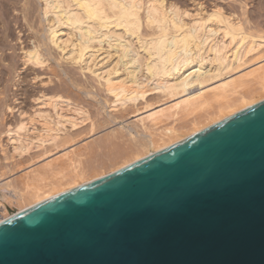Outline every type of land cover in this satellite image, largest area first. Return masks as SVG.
Instances as JSON below:
<instances>
[{
    "label": "bare ground",
    "instance_id": "obj_1",
    "mask_svg": "<svg viewBox=\"0 0 264 264\" xmlns=\"http://www.w3.org/2000/svg\"><path fill=\"white\" fill-rule=\"evenodd\" d=\"M189 4L185 0H0L1 59L6 61L8 57L7 71L9 75L15 73L18 64L10 59L14 54L9 55L7 50L16 49L9 38L13 39L16 25L22 28L19 16L14 15L15 11L20 12L24 22L20 21L28 26L27 31H32L30 38L35 40L30 46L21 43V55L25 68L36 70L31 80L37 84H28L31 88L26 85L25 94L20 93L25 95L23 101L14 95L17 98L11 103V94L4 90L0 139L5 134L6 143L11 146L10 153L6 152L8 148L4 150L7 144L0 147L6 154L4 158L23 157L39 150L43 151L40 156H46L53 152L50 146L57 149L69 141L71 130L88 124L94 133L119 119L118 114L139 100L145 101L143 108H149V94L160 93L169 99L186 95L138 117L137 125L148 139L142 137L143 132L137 135L139 127L136 133L120 130L114 134L131 142L127 146L132 148H125L130 149L127 153L132 157L123 152L127 140L119 147L130 157L121 162L119 168H123L264 100V63L245 74L233 75L256 58L264 59L262 23L252 25L244 6L238 14L219 4L211 10L199 1V5ZM37 11L42 28L36 24ZM27 40L23 42L26 44ZM75 68L82 74H92L97 84L77 77ZM42 69L51 73L47 79L41 78ZM4 70L0 80H6ZM195 85L199 87L192 90ZM98 90L108 98L106 109L103 111L104 105L99 107L104 117L96 121L85 101L101 104ZM195 112L200 116L186 125L172 123ZM67 157L60 164L47 165L42 172L36 170L22 189L2 183L1 188H13L17 197L11 188L9 192L7 188L0 190V222L89 180L82 157L69 153ZM13 201L20 205L10 212L7 203Z\"/></svg>",
    "mask_w": 264,
    "mask_h": 264
},
{
    "label": "water",
    "instance_id": "obj_2",
    "mask_svg": "<svg viewBox=\"0 0 264 264\" xmlns=\"http://www.w3.org/2000/svg\"><path fill=\"white\" fill-rule=\"evenodd\" d=\"M0 264H264V100L11 215Z\"/></svg>",
    "mask_w": 264,
    "mask_h": 264
},
{
    "label": "rangeland",
    "instance_id": "obj_3",
    "mask_svg": "<svg viewBox=\"0 0 264 264\" xmlns=\"http://www.w3.org/2000/svg\"><path fill=\"white\" fill-rule=\"evenodd\" d=\"M185 1H187L188 4L190 3L191 5L194 3L195 4L197 3V5H199L198 4V1H199V3L203 4V6L205 7L206 10L207 9L211 10L214 4H219L226 11H233V12H236L238 14L241 13L242 7L244 6L245 8H247L246 10L248 12V15L251 17L250 21H251L252 25H254V24L257 25L258 23H262V24H260L261 25L260 29L264 27V25H263L264 24V0H195L197 2L190 1V0H185ZM14 13H16V14H14ZM14 13H13L14 15L19 16V18H18V16H17V18L19 19V22L22 23L21 24L22 28L17 27L18 25H16L17 29H15V27H14L15 30L13 31V34H15V35H14L13 39H11L12 37L9 38V42H10V44H13L16 47V49L15 48L9 49V50H7V53H9V55L11 54V56L14 54L13 57H10V59L12 58L13 60H15L14 62H16V64H18V65H16V64L15 65L18 67H15V73H11L12 75L11 74L9 75L7 69H8L10 60L8 57H7L8 60L5 58L6 61L1 59L2 57H4V55L2 56V52H0V61H1L0 62V65H1L0 66V73L3 69H5L7 71L6 72L4 70L6 73L4 78H6V80L5 79L0 80V99H1L0 101L1 102H2V98L4 97L3 95L6 94L5 93L6 91H4V90H7L8 95L11 94V95H9V97L10 96L12 97V98L10 97L11 98L10 100H12L14 98V101H15V98L19 97L20 99H18V100L21 101L23 98L25 99V95H24L25 92L24 91L27 89V87H30L29 86L30 84L37 86V84L33 83V81L31 80V78L34 76V73H36V70H34L33 67H32V70H30L31 68L30 69L25 68L24 60H23V57L21 55V54H23V50L20 48L21 43H22V46H24V45L30 46L33 43L32 40H34V39L30 38V36L33 33H32V31H27L28 26L23 24L24 21L21 20L22 14L20 12H16V11ZM36 13H37L36 24L37 23L39 24L41 18H40V16H38L39 12L37 11ZM257 13H260L259 15L262 14V16L261 17L256 16V15H258ZM13 14H12V16H14ZM14 17H12V18L14 19ZM38 18H40V19L38 20ZM20 20L23 22H21ZM44 24L46 25V23H44ZM40 25H41V23L38 26L42 28V25L41 26ZM21 29H22V31H20ZM15 31H16V33H14ZM24 40H27V41H25L26 44L23 42ZM18 43H19V45H18ZM28 46H26V47H28ZM261 55H263V53H261ZM14 58H16V59H14ZM256 59H257V61L254 60L253 63L250 62L249 66L244 67L243 69L239 70L238 72L234 73L233 75L237 76L240 74H245L246 72H250L251 70H253V68L257 67L259 64L264 63L263 58H259V59L256 58ZM2 65H4L5 67ZM42 70H41V72L43 73V75L41 74L42 75L41 78L47 79L50 76L49 74H51V73L50 72L47 73L48 70L44 71L45 70L44 69L43 70L44 72ZM74 71L76 72L77 77H79L81 79L88 78L94 84H97V82L95 81L94 76L92 74H90V73L82 74V72L80 71L79 68H75ZM18 72H19V75L17 76ZM25 75H26V77H25ZM52 77H54V78H52L53 80L59 81V79L55 78V76H52ZM24 78H25V80H24ZM17 81H18V83H17ZM14 82H16V83H14ZM53 84H55V82ZM11 85H12V87L10 89L9 87ZM26 85H27V87H26ZM195 86H193L191 89L196 90L197 87H199L198 85H195ZM32 88L34 89V87H32ZM1 89L3 91H1ZM8 90L10 93H8ZM2 92H4V93H2ZM22 92L24 94H20ZM189 94H191V93H189ZM189 94H187V95H189ZM14 95H16V96L18 95V96L14 97ZM183 97H186V95H183V96L180 95L177 98L169 99V98H167V96L160 94V93L149 94L147 96V100L149 101V103H152V106H150L149 108H147V109L143 108L146 103L144 100H139L136 104H131V105L127 106L122 113L118 114L120 116L119 119H117L116 121H113L111 123H106V124L102 125L94 133L90 132L88 124H84V125L78 127L77 129L71 130L70 131V133H72L71 136H69L70 135L69 133L67 135L69 138V139L67 138V140H69V141H66V143L63 142L65 144H60V146H58L59 148L57 147V149L54 146H50L51 149H49V150L50 151L52 150L53 152L49 153L46 156H40L43 151L39 150V151H33L30 155L27 154L23 157H16V158L9 157L8 159L4 158V157H6L5 156L6 154H5V152L3 153L1 151L2 150L1 148H4V147H2L3 145L6 147V144L8 143V141H6L7 136H5V134H4V136H1V139H0V140H2V144L0 141V144H1L0 145V147H1L0 148V190L7 188L8 192H9V189L11 187L8 188V186H7L6 188H4L6 186L5 183H7V182L10 183V185L12 187H15L17 189L18 188L22 189L28 176L32 175L34 172H36V170H38L39 172L44 171L46 166L49 164H56L57 165V163H59V164L62 163L64 160L68 159V157H67L68 153L71 156L77 154V155H80L82 157V162L84 163L83 165H85L88 172L90 173V175L88 176L89 180H86V182L91 181V179H97L95 177L100 178L101 175L105 176V175L111 173L112 171L114 172V171L118 170V168L121 165V162H123V160L125 161L126 158L130 156L129 152H130V149L132 147L127 146V145H130V143H131L128 139L117 138L114 136V134L116 133V135H117L118 133H120L119 132L120 130L121 131L132 130L133 132L136 133L138 130V127H139L140 130L137 133V135L140 136L139 134L143 131L140 128L139 124L137 125L138 117H140L141 115H145L147 112L154 110V109H157L158 107H161L163 105L171 104L174 101H177ZM98 98L100 99L101 104L88 103V101H85V105L89 109V111L92 115V118H94L96 121L100 120L102 117H104V115L101 113L99 107H102L104 105L105 107L103 108V111L106 109V106H107L106 100H107L108 96L103 91L98 90ZM14 101L12 100L11 103ZM0 104L2 106V103H0ZM28 105H29V102L27 103V106ZM1 106H0V108H2V109H0V115L2 114V112H4L3 107H1ZM109 111H110V109H107V112H109ZM2 115H4V114H2ZM105 115H106V112H105ZM197 116H200L199 112H195V113H193L191 115H187V116H181L180 118L178 117L177 120L175 122H172V123H174L177 126L186 125L191 119H193L194 117H197ZM2 117L3 116L0 117V120ZM170 121H171V119H170ZM1 122H2V120H1ZM0 126L2 127V125H0ZM1 127H0V129L3 130L2 129L3 127L2 128ZM156 128H158V127H156ZM112 133H113V137H112ZM143 133H144V135H143ZM143 133L141 134L142 137L148 136V134L146 132H143ZM111 137L112 138L115 137L114 138V140H115L114 144H112L111 143L112 141L109 140ZM145 138L148 139L147 137H145ZM106 139L109 141H107ZM123 140L124 141L127 140V141H125L126 143H123L124 142ZM108 142H110L111 144H109ZM122 143H123V146H124V144L126 145L123 148V150H124L123 152H126V154L129 153V156H127L126 154H124L121 151V148L123 146H121L120 144H122ZM8 146H9V148L11 147L10 145L7 144V147L4 148V150L7 149ZM119 147H121V148H119ZM125 147H129L130 149H128V148L126 149ZM9 148L6 150V152H8V153H10L9 150L11 149V148L10 149ZM54 149H56V150H54ZM119 149H120V151H119ZM127 150H129L128 153H127ZM2 153L4 155L3 157H2ZM119 153H121L123 155L121 156ZM9 155H11V154H9ZM132 156H130V157H132ZM129 158H127V159H129ZM134 161H136V160H134ZM96 174L98 176H96ZM86 182H83V183H86ZM2 183H4L3 185H5V186L1 188ZM7 190H5V191H7ZM10 190H11V193L12 192L14 193L13 188H11ZM13 195H15L17 197L16 194H13ZM15 196H14V198H16ZM12 203L13 204L7 203L8 211H10V212H12L17 206L20 205L19 202H17V201H13Z\"/></svg>",
    "mask_w": 264,
    "mask_h": 264
}]
</instances>
